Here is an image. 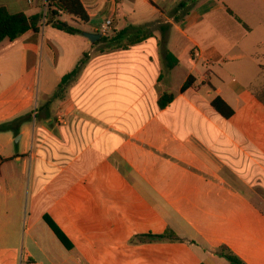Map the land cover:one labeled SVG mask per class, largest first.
<instances>
[{"label": "crops", "instance_id": "crops-1", "mask_svg": "<svg viewBox=\"0 0 264 264\" xmlns=\"http://www.w3.org/2000/svg\"><path fill=\"white\" fill-rule=\"evenodd\" d=\"M81 2L89 16L88 22L80 21L88 29L84 33L103 35L101 26L108 18L119 31L117 16L123 12L125 27L142 28L150 37L137 44L145 50L142 55L89 56L93 75L104 82L95 92L101 103L95 111L83 108L78 118H67V125L96 122L125 77L130 91L140 93L146 110L141 124L131 131L111 126L112 131L100 132L97 140L122 141L93 169L75 178L68 177L67 163L55 162V153L62 151L49 147V141L33 150L32 121L23 122L19 131H0V173L15 164L23 175L30 168L27 198L36 212L22 229L25 182L10 170L6 187L0 184V264H228L218 254L223 245L247 264H264V210L223 176L228 167L240 176L252 169L264 174V63L257 58L264 55V0ZM44 3L0 0L10 12L28 16L45 10ZM27 9L36 11L28 14ZM39 27V33L30 30L5 47V40L0 44V126L32 113L35 84L25 86L22 79L35 71L40 48L53 62L56 56L49 43L62 50L48 35V28L55 27L41 20ZM166 43V51L176 55L179 65L186 54L190 56L188 76L196 81L159 110L160 95L154 102L153 93L161 73L159 44ZM89 44L94 45L84 41ZM104 59L107 62L100 64ZM200 84L205 97L194 98ZM218 96L234 111L230 118L213 109L211 102ZM136 100L129 98L127 112ZM65 101L67 117L76 107L82 109L68 94ZM132 115H113L112 123L134 122ZM195 118L201 132L183 133L176 126ZM51 135L47 139H53ZM46 214L66 234L69 247L47 224ZM167 231L177 238L149 236Z\"/></svg>", "mask_w": 264, "mask_h": 264}, {"label": "rangeland", "instance_id": "rangeland-1", "mask_svg": "<svg viewBox=\"0 0 264 264\" xmlns=\"http://www.w3.org/2000/svg\"><path fill=\"white\" fill-rule=\"evenodd\" d=\"M34 11L36 10L27 9L28 14H32ZM37 12L42 15V25H46V21L44 23L45 10L41 8L38 9ZM123 14V12H119L117 16L118 30H121L126 26V21L122 16ZM61 20L68 23L70 26L80 30V36L72 37L70 36V34L63 30L57 28H48L50 29L48 35L52 36V38H54V40L58 44H60L62 50L58 52L56 61L53 62L47 59V55H45L43 50L40 48L35 71L31 70V76L23 77L22 79V84H24L25 86H29L31 82H34L35 84L33 111L32 113H29L35 129L33 145V150L35 152H37L38 148L44 145L46 140L49 141V139H47L49 133L52 134L51 137L54 136L53 139L57 138L59 141L63 140V136L61 133L64 131L63 128L67 126L68 119H66L65 123L63 124L58 121V108L60 106L64 107L65 112L67 113V103L65 101L67 100V94L74 97L75 102H77L82 107V109H80L79 111L76 107L73 114L68 113L69 119L71 117L73 119L78 118L80 116L79 113L83 112V108L86 110V112L88 110L95 111V109L98 108L101 103V98L97 94H95V92L100 91L102 85H104V82L98 81V75H93L95 66L92 64V61H86L85 65L79 70L78 76L72 79L68 87L66 84L64 90L66 99L61 101L59 99H55L54 94L57 91L58 85L60 84L64 75L74 70L81 62V60L85 59L84 55H100L101 52H105V54L102 55H110L108 56V58H110L111 56H115L117 58L118 55H142L145 50L144 48H142V45L137 46V44H140L148 39L147 38L140 43L131 45L128 48H124V42H122L121 44L109 42L116 35V30H114V27H112V29L108 30L106 33L103 32V34L108 37V41L103 42L100 47L97 46L96 49H93V44H89V46L84 45V41H88L89 39L84 36V32L88 29L83 22L72 20L67 15H63L61 17ZM39 37L41 39L43 37L42 34H40ZM9 41V39H6L2 44L3 46L1 47L9 45ZM107 43H110V45H108ZM167 49V43L165 45L159 44L158 54L160 56V60H158V64L161 71L164 72V77L162 80L157 82L156 90L153 93L154 99L152 98L154 102H156L157 97L167 89L170 90L168 91L169 93H175V95H178L180 92V88L187 79L188 73L190 72L193 65L192 59L188 54H186V56L183 57L180 65H178L171 71H166L165 52ZM257 58L264 63V55H260L259 57L257 56ZM105 60L106 59H104V61ZM106 62L107 61L100 64H105ZM246 62L251 64L253 63V61L251 60H248ZM254 69H257L256 66H254ZM89 76H93V80H89ZM100 77L101 76H99V78ZM261 79V81H264V78ZM205 94L206 90H203L202 84H200L198 85V87H196V90L193 93V97H199L200 95L205 97ZM261 95H263L264 97V93H262ZM175 112L178 115L181 114L180 107H178ZM189 114L192 113L189 112ZM50 116L52 117V119H54L53 124H50L52 122L51 118H49ZM176 126L183 133H188L190 129H192V131L201 132L197 118L193 119L187 125L177 124ZM56 130L59 131L58 135L55 133ZM12 167L13 168H10V170L13 173H16L25 182V203L23 206V217L21 219V225L23 229L26 227V225H28V222L26 223V220L28 221L33 219V216L36 213L34 212V210H30V204H28L27 198L29 196V184L32 174L29 167L26 168V172L24 175L21 174V168L16 164ZM10 170L2 169L0 173V184L4 187H6L5 178L9 177L11 174ZM252 170L254 172H244L242 173V176H240V174L238 175L234 172L233 169L228 167L225 169V171H223V176L229 183L243 190L255 204H257L264 210V174L256 171L255 169ZM28 214H30V216H28ZM227 263L231 264L230 262Z\"/></svg>", "mask_w": 264, "mask_h": 264}, {"label": "trees", "instance_id": "trees-1", "mask_svg": "<svg viewBox=\"0 0 264 264\" xmlns=\"http://www.w3.org/2000/svg\"><path fill=\"white\" fill-rule=\"evenodd\" d=\"M48 1V12L46 14L47 24L53 27L63 30L69 34L81 33L80 30L70 26L68 23L61 20L64 14H68L73 20L88 22L89 16L85 7L83 6L81 0H47ZM42 19L41 14H36L33 16H28L24 12H10L6 7L0 6V44L9 39L14 41L19 37L23 36L30 30L36 33L40 32L39 22ZM149 33H144L142 28L130 25L122 30L116 31V35L109 41L114 43H122L124 48H128L131 45L140 43L145 39L149 38ZM108 37L105 34L94 43L97 45L99 43L108 41ZM110 45V43H107ZM50 47L54 50L55 56H58V50L56 47L49 43ZM85 59L77 65V67L71 72L64 75L58 89L54 94L55 99L65 100L66 95H64V90L66 84H68L79 72V70L85 65L88 55H84ZM166 71H171L179 65V59L171 51H166ZM164 77V72L161 71L159 76V81ZM130 79L125 77L121 79L118 83V87L112 90L109 96L112 100L111 105L103 106L101 112H98V117L96 122L93 123H81L82 121H73L71 124L65 126L62 134V141L56 139H50L48 146L55 151H62L61 154L55 153V162L57 164L67 163V175L69 178L78 177L86 174L91 169H93L101 160H103L115 146L121 143L122 139H116L114 141L108 139L97 140L96 137L100 132L112 131V127H116L121 131H131L134 127H138L141 124V118L146 110L144 104L139 101L140 93H133L127 87V81ZM196 78L193 75L188 76V78L183 83L180 88V93H185L190 89L195 83ZM137 99L136 103L130 111L127 112V103L129 98ZM176 95L175 93H169L164 91L160 94L157 102V107L159 110H164L174 101ZM211 105L214 110L221 114L225 118H230L234 111L223 101V99L218 96L212 102ZM133 114L135 116L134 122L119 121L117 123H112L114 118L113 115L128 116ZM30 114L18 118L13 122H9L0 126V131L4 130H17L23 122L31 121ZM113 119H112V118ZM53 124L52 117L50 116ZM55 133L58 135L59 131L56 130ZM114 142V144H111ZM114 145V146H113ZM44 219L50 228L57 235L59 240L67 247L70 246L66 234L58 226V224L49 216L44 215ZM150 237L159 239H175L176 234L172 231H167L166 233L160 235L150 234ZM218 254L225 257L231 264H247L243 259L236 255L230 248L223 245L219 248Z\"/></svg>", "mask_w": 264, "mask_h": 264}, {"label": "built area", "instance_id": "built-area-1", "mask_svg": "<svg viewBox=\"0 0 264 264\" xmlns=\"http://www.w3.org/2000/svg\"><path fill=\"white\" fill-rule=\"evenodd\" d=\"M28 1V4L29 5H31V6H33V5H35L36 4V1L37 0H27ZM45 16H44V23H45V21H46V23H47V17H46V14H47V12H48V1L47 0H45ZM112 27H113V20L111 19V18H108L104 23H103V25L101 26V30H102V32H107L108 30H110V29H112ZM194 53H195V55L196 56H199L198 55V51H197V49H195V51H194ZM58 121L61 123V124H63V123H65V121H66V119L68 118L67 117V113L65 112V109H64V107H62V106H60L59 108H58ZM0 188H1V185H0Z\"/></svg>", "mask_w": 264, "mask_h": 264}, {"label": "water", "instance_id": "water-1", "mask_svg": "<svg viewBox=\"0 0 264 264\" xmlns=\"http://www.w3.org/2000/svg\"><path fill=\"white\" fill-rule=\"evenodd\" d=\"M84 34L92 43L97 42L102 37V34H97V33H84Z\"/></svg>", "mask_w": 264, "mask_h": 264}]
</instances>
